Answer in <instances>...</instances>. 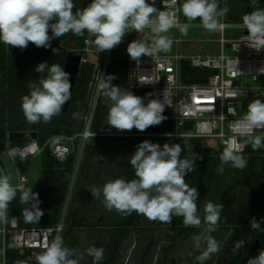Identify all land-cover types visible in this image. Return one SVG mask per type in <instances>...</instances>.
<instances>
[{
  "label": "clouds",
  "instance_id": "1",
  "mask_svg": "<svg viewBox=\"0 0 264 264\" xmlns=\"http://www.w3.org/2000/svg\"><path fill=\"white\" fill-rule=\"evenodd\" d=\"M254 10L243 15V26L247 29L248 40L264 49V8L258 7V0H251ZM73 0H0V42L8 47L25 50L31 42L36 47H51V40L71 32L91 37V43L97 53L111 50L123 42L127 30L137 33L146 28L153 33L151 42L136 39L128 44L127 53L137 65L144 55L152 56L160 52H169L173 41L165 35L176 28L184 36L193 27V21L199 19L200 26L207 32L222 30L221 18L228 11L221 9L218 0H184L180 9L160 11L147 0H91L87 7L76 9ZM178 12L187 19L182 23ZM51 32V35H49ZM57 52V49H53ZM39 73L38 82L29 81V93L21 97V110L28 124L50 123L52 118L62 112V108L71 98L72 84L70 73L61 65L40 63L35 69ZM112 75H103L98 84V94L105 99L108 108L107 123L119 131H145L150 126L160 125L166 117L165 106L170 101L164 92V100L149 99L134 95L127 89L112 84ZM141 83H150L146 80ZM151 96V93L148 94ZM78 118V113H73ZM233 130L246 138L252 149L264 148V100L256 99L248 105V111L242 119L232 124ZM261 133V134H257ZM95 133L93 134V136ZM16 153V150H13ZM183 148L180 144L158 143L144 140L138 144L129 163L134 169L135 178L126 180L116 178L107 181L102 187L93 185L87 189L92 198L101 199L107 210L119 214H142L151 221L171 223L174 216L182 217L186 227L200 228L202 231L192 237L198 264H204L212 254L221 249L220 242L212 235L218 228L223 204L207 202L203 208V217L198 208L199 193L185 180L193 171L194 160L181 158ZM23 158V153H18ZM102 160L103 157L96 156ZM218 172L225 165L243 171L248 159L231 145L224 148L220 156ZM19 196V202L27 205L22 209L26 221H39L43 212L39 207L38 193L24 183L13 185L11 177L0 171V222L9 220V206ZM13 220L15 218H12ZM261 226L255 217L250 221L252 229ZM244 241L233 248L238 254ZM43 250L33 253L36 264H80L85 255L92 258V264H100L104 258L103 247L89 246L83 252L78 248H69L63 238L57 235L50 242L45 241ZM16 264H28L17 261ZM247 264H264V250L256 257H250Z\"/></svg>",
  "mask_w": 264,
  "mask_h": 264
},
{
  "label": "built area",
  "instance_id": "2",
  "mask_svg": "<svg viewBox=\"0 0 264 264\" xmlns=\"http://www.w3.org/2000/svg\"><path fill=\"white\" fill-rule=\"evenodd\" d=\"M181 5L182 0H160L159 10H178ZM178 19L182 23L188 22L180 12ZM192 23L193 27H202L199 20ZM221 23L224 27L217 38L218 51L192 54L179 50L160 52L151 57L142 56L138 65L129 55L126 57L128 91L140 96L137 91L147 89L151 93V99L160 101L164 100L165 92L170 106H165L163 115L173 123L171 130L141 132L134 128L131 131H119L115 128L106 130L103 125L99 130L93 129L100 96L98 84L100 78L106 75L112 49L97 53L91 43L92 38L88 35L82 47L74 48L81 55L80 65L86 62L94 65L87 87L88 101L80 129L72 134H54L43 145L27 134L22 144L9 143L5 149L0 150L1 161L3 162L1 154H5L17 165L40 155L44 148H48L59 161L66 160L71 153H75L78 159L91 141L100 140L111 141L116 145L139 144L149 140L164 145L176 140L185 142L189 138H200L203 141H213L211 146L220 145L225 148L231 145L237 152H244V137L233 130L232 124L246 114L243 112L246 100H264V49L248 40V32L242 20L226 19L224 16ZM170 39L176 47L190 41L182 37ZM144 40L151 42L153 37H146ZM98 54L102 55L98 60L88 57ZM183 61L189 62L194 68L207 70L206 80L198 84L185 83L181 77ZM144 80L150 83H141ZM14 149L16 153L13 152ZM18 153H23V158ZM1 161L0 171L7 173ZM62 211L57 222L39 226H22L17 215L8 214L9 220L0 222V264H5L8 247L28 249L34 253L43 250L42 245L46 240L50 242L57 235H61L66 228L64 210Z\"/></svg>",
  "mask_w": 264,
  "mask_h": 264
},
{
  "label": "trees",
  "instance_id": "3",
  "mask_svg": "<svg viewBox=\"0 0 264 264\" xmlns=\"http://www.w3.org/2000/svg\"><path fill=\"white\" fill-rule=\"evenodd\" d=\"M90 2L91 0H73L75 5L73 11L87 7ZM147 2L152 4L153 0H147ZM183 2L184 0H182ZM258 2V7L264 4V0H258ZM218 3L221 8L222 0H218ZM154 6L159 9L160 0H154ZM252 10H254V6L249 2L247 7L237 15H232L227 11L226 17L242 20L243 15ZM183 18L186 19L184 16ZM49 35H51V32H49ZM87 36V32L79 36L69 32L60 38L52 39L50 42L51 47L47 49L38 48L30 42L25 50H21L16 47H8L0 42V150L5 149L9 143L22 144L25 141V136L19 138L15 136L16 133L23 132L27 135L30 132H36V140L40 145H43L54 134H72L80 129L82 115L88 101L87 87L94 70L92 62L80 65L67 112L53 117L50 123L28 124L21 110V97L29 93L30 90L27 87L29 81L38 82L40 74L34 69L40 63L47 62L49 66L56 63L64 68L67 51L70 48L82 47ZM53 49H57V52H53ZM107 75L115 77L112 80L113 85L128 90V60L126 57L111 60L106 70ZM206 75H208L207 70L194 68L187 61L182 62L181 77L185 83H202L206 80ZM137 93L144 98L145 104L151 99V96L148 95L150 91L147 89L137 91ZM253 101L249 99L244 102V113H247L248 105ZM73 113H78L79 117L74 118ZM107 114L108 108L106 107L105 99L100 95L94 115V130H99L107 122ZM172 128L173 123L165 119L160 125L150 126L145 131L162 132L169 131ZM10 133L14 134L11 139L9 138ZM244 140L245 149L241 154L247 157V166L243 171L230 166V178L224 181L227 190L218 195L219 199L216 203L223 204L218 228L230 230L227 225L230 224L231 226L230 236L225 245V250L230 252L227 260L229 264L247 263L242 260V252L245 249L244 246L249 235L252 233L256 236L263 234L264 237L263 231L250 227V221L255 217L260 222V227L264 230V148L254 151L251 145L247 143L246 138ZM153 143L160 144L156 141H153ZM171 144L181 145L183 148L181 158L194 160L193 171L185 176V180L191 187H195L198 193L205 184L212 182L216 184L218 182L216 172L221 163L220 156L224 147L207 145L200 138H189L185 142L176 140ZM95 145L94 147H98ZM160 145L161 147L163 146L162 144ZM114 146L133 148L135 152L138 144L116 145L114 143ZM39 156L43 163L41 183L38 186L26 187H32L33 192L38 193L39 207L43 212V216L39 221H26L22 214V209L27 207V205L21 204L19 196H17V199L10 204L8 214L17 215L22 226L46 225L59 220L77 160L76 154L71 153L66 160L59 161L48 148H44ZM129 159L125 161L122 167L124 172L122 177L126 180L135 178V172L129 163ZM232 192L237 196L235 199L229 198ZM141 215L136 212L125 214L123 221H139ZM73 221L81 223L85 221V218H76ZM172 221L183 223V218L174 216ZM125 233L121 234L122 237H124ZM242 240L244 241L243 247L240 248L238 254H234L233 248L237 242ZM121 241L122 239L116 242V250L119 248ZM17 261L36 264L33 253L28 249L8 247L5 264H16Z\"/></svg>",
  "mask_w": 264,
  "mask_h": 264
},
{
  "label": "rangeland",
  "instance_id": "4",
  "mask_svg": "<svg viewBox=\"0 0 264 264\" xmlns=\"http://www.w3.org/2000/svg\"><path fill=\"white\" fill-rule=\"evenodd\" d=\"M251 0H222V9L226 8L228 12L232 15H237L241 10L247 7ZM264 8V4L261 6ZM226 19L227 18L225 14ZM233 20V19H232ZM127 34L123 38V42L112 49L110 60H116L122 57H127V47L128 44L136 39L144 40L146 37H153V33L150 29L146 28L143 32L137 33L135 30H127ZM169 38L182 37L183 39H190L189 42H183L179 47L172 44L171 50L182 51L186 54L198 53V52H215L219 50V43L217 38L219 37V31L217 32H207L203 27H191L189 29L188 35L184 36L180 33L178 29H170L166 33ZM101 54L98 55H88L90 59L98 60L101 58ZM107 123V122H106ZM104 123L103 127L107 130H111L113 127ZM101 141V140H100ZM104 141V140H102ZM95 141H91L85 151L80 155L76 161L74 173L72 176L71 184L68 190L66 201L63 207L66 228L60 236H62L64 244L69 248H78L81 252L87 249L89 246L96 245L99 240L98 232H88L86 228H70V221L73 219L84 217L85 221H99L100 224H114L119 221L124 220L125 214H119L115 210L109 211L106 209L101 199L92 198L90 191L87 189L91 188L93 185L97 187H102L107 181L114 180L116 178H123L124 173L122 167L125 161L131 157L134 153L133 148L127 147H116L113 142H103L101 146L94 147ZM207 145H212L213 141H204ZM96 146V145H95ZM2 153V152H1ZM7 174L11 177V182L13 185L24 183L25 186H38L41 183V173L43 168V163L39 155L28 158L27 160L19 162L14 165L8 156L1 154ZM96 156L103 157L102 160L97 159ZM230 165H225L222 173L216 172V177L218 182L205 184L202 190L199 192L198 197V208L200 210V215L203 217L204 205L211 201L217 203L219 196L225 190L224 181L229 180ZM235 193H230L229 198L235 199ZM63 212V211H62ZM139 221H149L145 216L141 215ZM68 227V228H67ZM111 226H106L104 229H100L101 234H105L111 231V238H116L118 233L116 230L110 228ZM194 228V227H193ZM192 227L185 228L184 233V245L183 248L179 249V254L183 251L184 254H194L199 253L194 249L192 237L195 236L192 233ZM200 228H203L201 226ZM189 229V230H187ZM115 231V232H113ZM202 229H199L198 235ZM166 233V232H165ZM215 238L220 242L221 249L226 243L228 237L225 228L219 227L215 231ZM189 234V235H187ZM191 234V235H190ZM101 235V237H102ZM108 235V234H106ZM103 238V237H102ZM115 241L111 244L114 245ZM131 240L127 242V248L130 247ZM99 243V242H98ZM221 249L218 253L221 252ZM217 253V254H218ZM92 261L91 257L85 255L80 261V264H89Z\"/></svg>",
  "mask_w": 264,
  "mask_h": 264
},
{
  "label": "flooded vegetation",
  "instance_id": "5",
  "mask_svg": "<svg viewBox=\"0 0 264 264\" xmlns=\"http://www.w3.org/2000/svg\"><path fill=\"white\" fill-rule=\"evenodd\" d=\"M119 221L114 224H105L104 227L99 221H70V228H86L88 232H98V242L94 246L103 247L105 249L104 258L100 264H198L196 256L200 253L184 254L183 251L179 254V249L184 245V233L186 227L183 223L178 221H171V223H164L160 221ZM249 225V224H248ZM111 226L110 228L116 230V238H111V231L105 234L99 232L100 229ZM203 226V225H202ZM230 230H226L227 237L230 236L231 226L227 225ZM68 228V227H67ZM193 228V227H192ZM199 229L194 227L192 233L196 235ZM261 231L264 230L260 227ZM189 230V229H187ZM115 232V231H113ZM125 235L122 237L121 234ZM166 232V233H165ZM108 234V235H106ZM215 232L212 235L215 237ZM102 235V237H101ZM189 235V234H187ZM191 235V234H190ZM122 239L119 248L116 250V242ZM131 240L130 247L126 245ZM258 241L260 248H252L255 241ZM112 241L114 245L111 244ZM225 245L220 253L212 254L209 260L204 264H229L227 262L230 252L225 250ZM127 246V247H126ZM245 249L242 252V260L246 263L250 257H256L259 252L264 250L263 234L259 236L253 233L248 236L245 243ZM249 247V248H248ZM92 259V258H91ZM92 264V261L89 263ZM247 264V263H246Z\"/></svg>",
  "mask_w": 264,
  "mask_h": 264
},
{
  "label": "water",
  "instance_id": "6",
  "mask_svg": "<svg viewBox=\"0 0 264 264\" xmlns=\"http://www.w3.org/2000/svg\"><path fill=\"white\" fill-rule=\"evenodd\" d=\"M80 59H81V55L78 54L74 48H71L67 51L64 69H65V71L70 73V81L72 84L71 96H72V93L74 90L76 77H77L79 67H80ZM69 104H70V100L68 102H66L65 105L63 106L61 114L67 112V110L69 108ZM13 135H14L13 133H10L9 138L11 139ZM28 135L33 139H35L37 137L36 132H30ZM15 136L21 138V137H24L26 135H25V133L20 132V133H16ZM0 161H1V159H0ZM1 163H2V165L6 171L5 165L3 164L2 161H1ZM252 248H260L257 240L252 245Z\"/></svg>",
  "mask_w": 264,
  "mask_h": 264
},
{
  "label": "crops",
  "instance_id": "7",
  "mask_svg": "<svg viewBox=\"0 0 264 264\" xmlns=\"http://www.w3.org/2000/svg\"><path fill=\"white\" fill-rule=\"evenodd\" d=\"M106 141V140H105ZM105 141H95L94 143L97 145V146H101L103 144V142ZM106 142H110V141H106ZM76 165V164H75ZM66 201V200H65Z\"/></svg>",
  "mask_w": 264,
  "mask_h": 264
}]
</instances>
